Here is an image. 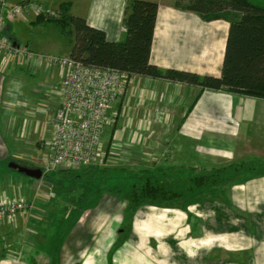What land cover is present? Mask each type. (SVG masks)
Masks as SVG:
<instances>
[{"label": "crops", "instance_id": "0c3cea01", "mask_svg": "<svg viewBox=\"0 0 264 264\" xmlns=\"http://www.w3.org/2000/svg\"><path fill=\"white\" fill-rule=\"evenodd\" d=\"M26 1L56 9L69 3L73 15L104 30L110 41H119L125 34L123 17L129 0H12ZM151 1L159 5L151 62L161 69L219 77L229 21L204 20L176 8L172 0ZM18 19L36 21L34 16ZM14 22L7 30L16 36ZM63 56H70V51ZM40 72L45 78L35 85L32 79ZM22 76H26L27 92L20 94L14 78ZM61 80L55 66L18 62L0 52V201L25 199L35 204L28 212L0 221L4 242L3 246L0 243V264H264V170L227 186L197 190L195 196L129 204L127 210L133 213L125 219H108L112 211L123 207L116 193L106 194L81 219L58 222L66 234L59 245L50 248L53 255L34 250L24 263L20 253L17 258L4 257L9 241L24 255L32 250L26 248L28 241L48 245L47 238L35 229L54 222L49 215L39 217L51 207L54 187L45 185V176L20 177L5 169L4 163L28 162L16 156V141H32V129H24L29 115H42L38 122L45 125L50 139ZM11 89L18 95L14 100ZM31 98L38 100L36 107L28 105ZM113 109L117 117L108 144L115 149L103 167L124 170L134 166L136 174L149 169L172 176L187 174V165L201 170L221 162L240 163L256 154L255 147L264 148L262 98L223 90L200 92L195 86L134 75ZM38 141L41 146L45 143V139ZM73 196L69 206L63 207L66 214L69 208H82L73 203ZM41 198L46 202H39ZM12 234L16 236L13 240L9 239Z\"/></svg>", "mask_w": 264, "mask_h": 264}, {"label": "trees", "instance_id": "16d2710c", "mask_svg": "<svg viewBox=\"0 0 264 264\" xmlns=\"http://www.w3.org/2000/svg\"><path fill=\"white\" fill-rule=\"evenodd\" d=\"M158 6L156 1L129 0L123 17L126 30L119 41H110L104 30L91 26L84 17L73 15L69 3L61 4L55 15L37 16L35 23L50 22L58 34L70 37V56L88 65L126 71L130 78L139 75L183 83L198 87L200 92L206 89L223 90L264 99L263 3L258 0H174L176 8L196 13L204 20L224 18L229 21L219 77L161 69L151 62ZM4 33L15 41L7 28ZM257 166V163L243 161L199 172L194 167L190 171L197 173L189 177L184 174H154V171L148 169L139 176L138 181L129 186L126 197L133 207L143 202L179 200L200 189L238 182L244 175L242 173L256 170ZM105 169L103 166L91 165L58 171L75 178L85 176L90 179L98 173H104ZM44 175L50 176L49 172ZM122 191L124 188L115 186L111 192L120 194Z\"/></svg>", "mask_w": 264, "mask_h": 264}, {"label": "built area", "instance_id": "2783aa9c", "mask_svg": "<svg viewBox=\"0 0 264 264\" xmlns=\"http://www.w3.org/2000/svg\"><path fill=\"white\" fill-rule=\"evenodd\" d=\"M56 8L32 1L0 0V52L6 57L43 63L59 68L62 76L59 107L49 128V167L77 169L105 166L115 146L104 145V135L116 122L115 102L129 86L128 72L96 67L71 56L41 54L5 35L8 24L28 16L55 15ZM33 203L25 199L0 201V221L28 211Z\"/></svg>", "mask_w": 264, "mask_h": 264}, {"label": "rangeland", "instance_id": "374dc122", "mask_svg": "<svg viewBox=\"0 0 264 264\" xmlns=\"http://www.w3.org/2000/svg\"><path fill=\"white\" fill-rule=\"evenodd\" d=\"M260 3L264 4V0H258ZM172 3H174V0H172ZM53 7L52 5H49ZM55 9V8H54ZM14 30L16 32V36L12 35L15 39H18L21 44L28 45L29 48L35 52L41 53V54H47V55H67L68 52L71 49V39L70 37L58 34L55 31L54 25L50 22H42V23H28L23 20H15L14 22ZM23 77V76H22ZM15 77V83L17 82V85H20L21 93H26L27 89L24 87L26 86L24 84L25 77ZM45 78L42 72H40L36 77H34L32 82L36 85L38 84V81H42ZM27 84V83H26ZM11 99L14 100V97L18 95H13V92L15 93V90L11 89ZM19 94V95H20ZM29 106L36 107V103H38V100H34L33 98L30 99ZM42 117L41 114H36L33 116H30L26 118V122L24 124V129L26 131H30L32 129V134L34 136H31L32 141L30 143H25L24 141H16L18 144L16 145V156L20 158V160H28V162L24 161H16L22 165H27L30 167L35 168H41L44 171V174L46 172H49L50 176H45L44 178L47 179L45 181L46 186L54 187L53 191V200L51 203V207L53 209H50L46 212L40 213L39 217L47 218L49 215L51 219L54 221L51 225L46 226L42 228L35 229L38 234H43L47 240L48 245H41L37 243L34 239L32 241H28L26 244V248L32 249L30 253L27 255H24L19 248H16V246L11 244L10 241L6 242V253L3 255L4 257H9L11 255V259L19 257V253L22 257V262L28 261L27 256L31 257V254L34 250L47 252H52L51 255L54 254V251L50 248H55L56 245H59L60 242L63 240L64 235L66 234V228L65 226L61 228L58 226V222L62 221L65 224H68L70 222L75 221L76 219H81L86 209L94 208L99 200L106 194L112 193V189L115 186L124 188V192L122 191L120 194H116L117 198L119 199V206H122L123 209L112 211L111 215L109 216V220H118V219H125L130 218V215H132L133 211H129L128 205L129 200L126 197V192H129V186L133 184L135 181H138L139 176L141 174H136L137 170L134 166L127 167L126 169L122 170L121 167H106L105 172L100 174L98 173L96 177H92L89 179V177H83V178H75L72 177V175H65L63 172L58 171L59 169H51L49 167V149H48V139L49 134L47 135L46 128L44 124H40L38 120H40ZM112 125H110L104 135V145H108L109 137L111 133ZM24 136V134H23ZM41 139H45V143L43 146H41L42 141H38ZM34 141V142H33ZM256 154L251 156L250 159H246L244 161L247 162H253L257 163V169H251L246 170L244 175L241 176V180H245L247 176L253 175L256 172L264 170V156L262 153H264V148L262 146L255 147L254 148ZM133 157V155H131ZM19 160V159H18ZM10 162V161H9ZM9 162L4 163V168L8 171L14 172V174L19 175L20 177L24 178H31L27 175L20 173L16 171L15 169H12L9 167ZM134 161L131 162L133 165ZM243 162V161H241ZM230 163L221 162L217 164L216 167L221 166H227ZM190 168H194V166H189L185 168V170L188 172L187 174H184L185 177L191 176V174L197 173V171H201L200 169H196L197 171H190ZM212 169V168H209ZM82 171V170H81ZM190 171V174H189ZM100 174V175H99ZM89 180L91 182H89ZM18 180H16L17 183ZM230 182L224 183L223 186L229 185ZM220 187V186H218ZM206 189V188H205ZM205 191L203 190L202 193ZM195 192H193V196ZM75 194V196H73ZM205 195V193L203 194ZM73 196V203L78 202L79 205H81L78 210L72 209L68 213H64L63 207L65 205L69 206L71 197ZM32 199V198H31ZM58 199H61V201H57ZM34 201V200H33ZM57 201V202H54ZM32 202V200H30ZM39 202H46L44 198H41ZM51 202V201H50ZM33 207H34V202ZM55 204L57 205V208H55ZM39 205V204H38ZM40 207V206H38ZM28 212V211H27ZM41 212V211H40ZM47 213V214H46ZM19 214V213H18ZM17 214V215H18ZM36 214V212L31 213ZM125 214V216H123ZM16 215V216H17ZM47 215V216H46ZM15 216V217H16ZM35 217V216H33ZM40 218V219H41ZM37 226V225H36ZM35 226V227H36ZM58 231V232H57ZM16 236H11L9 239H15ZM32 238V237H31ZM0 243L3 246L4 242L0 239ZM11 253V254H10ZM26 253V252H25Z\"/></svg>", "mask_w": 264, "mask_h": 264}, {"label": "water", "instance_id": "95a60500", "mask_svg": "<svg viewBox=\"0 0 264 264\" xmlns=\"http://www.w3.org/2000/svg\"><path fill=\"white\" fill-rule=\"evenodd\" d=\"M15 45H17V42H15ZM9 167L31 178L41 179L44 176V171L41 168L22 165L16 161L10 162Z\"/></svg>", "mask_w": 264, "mask_h": 264}]
</instances>
